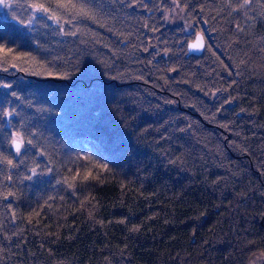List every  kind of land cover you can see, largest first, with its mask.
I'll return each mask as SVG.
<instances>
[{
    "label": "trees",
    "instance_id": "16d2710c",
    "mask_svg": "<svg viewBox=\"0 0 264 264\" xmlns=\"http://www.w3.org/2000/svg\"><path fill=\"white\" fill-rule=\"evenodd\" d=\"M177 1L189 29L172 0H104L98 23L34 16L32 0L0 8L23 57L0 67V108L15 109L0 115V264L264 254V0ZM80 156L107 168L69 187L91 166Z\"/></svg>",
    "mask_w": 264,
    "mask_h": 264
},
{
    "label": "snow or ice",
    "instance_id": "6c2138e0",
    "mask_svg": "<svg viewBox=\"0 0 264 264\" xmlns=\"http://www.w3.org/2000/svg\"><path fill=\"white\" fill-rule=\"evenodd\" d=\"M53 3L55 6V10L53 8ZM253 0H242V3H238L236 5V9L242 10L245 9L247 6L251 5ZM11 0H0V8L8 9L11 8ZM30 9L33 10V15L39 14L41 18H46L54 21L55 23L59 24L64 16H70V19L66 20V23L72 24L73 21L77 22H84V21H93L99 22L98 17L102 14L103 9L105 7L104 0H32V2L28 5ZM57 12L60 14L58 15ZM247 14V13H245ZM31 23V21L29 22ZM79 31V29H77ZM72 35H76V32H72ZM0 67L3 65H10L12 68L18 67V65L23 62V57L19 54H16V49L13 47H9L10 43H15L14 40L9 37L5 39L3 34H0ZM205 48V36L204 32L201 31L200 33L195 35V39L188 44V50H203ZM29 54L25 53L24 56H28ZM34 60L35 58L32 57ZM4 71H7V67L3 68ZM27 71V69H24ZM48 75H52V73H48ZM0 87L4 88H11V85L3 84ZM7 95V94H6ZM11 95L15 96L16 93L13 92ZM15 109L10 112H6L3 108H0V115L11 117L13 116ZM11 143L15 147V151L17 154L20 153L21 148L25 144V138L23 133L16 132L11 140ZM32 141L29 139L27 140V144H31ZM78 160H84L89 162V167L81 165L77 168L76 172L71 175L70 180H65V183L68 184L69 187H75V182L77 180L88 181L90 179H98V175H93V168H100L106 169L107 165H98L92 161L90 156H80L77 157ZM5 160L7 158L5 157ZM2 163V161H0ZM9 165H12L13 162L11 160H7ZM84 174L81 176L80 168H85ZM49 171H51L49 169ZM33 174H36V169H32ZM11 180V177H8ZM31 179V176L28 177ZM8 195H14L13 193H7L5 198ZM38 214V213H37ZM91 215V213H90ZM134 231H138V228L133 229Z\"/></svg>",
    "mask_w": 264,
    "mask_h": 264
},
{
    "label": "rangeland",
    "instance_id": "374dc122",
    "mask_svg": "<svg viewBox=\"0 0 264 264\" xmlns=\"http://www.w3.org/2000/svg\"><path fill=\"white\" fill-rule=\"evenodd\" d=\"M172 3H173V7L170 10V15H169V11H167L168 13L167 16L171 19V21L176 22V21L182 20L185 27L189 29L190 28L189 22L188 20L184 18L185 16L183 17L184 9L180 6L177 0H172ZM166 21L169 24H172V22L168 21L167 17H166ZM250 264H264V254L254 255Z\"/></svg>",
    "mask_w": 264,
    "mask_h": 264
},
{
    "label": "water",
    "instance_id": "95a60500",
    "mask_svg": "<svg viewBox=\"0 0 264 264\" xmlns=\"http://www.w3.org/2000/svg\"><path fill=\"white\" fill-rule=\"evenodd\" d=\"M197 34H198V33H197ZM194 39H195V38H194ZM194 39H193V40H194ZM193 40H191L189 43H191ZM189 43H188V44H189ZM203 50H204V49H203ZM203 50H193V51H189V50H188V51H189L190 53L199 54V53H201ZM13 147H14V145H13ZM14 149H15V147H14Z\"/></svg>",
    "mask_w": 264,
    "mask_h": 264
}]
</instances>
